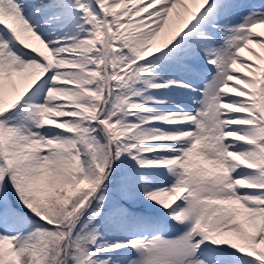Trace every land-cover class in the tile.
Instances as JSON below:
<instances>
[{
    "label": "snow or ice",
    "instance_id": "obj_1",
    "mask_svg": "<svg viewBox=\"0 0 264 264\" xmlns=\"http://www.w3.org/2000/svg\"><path fill=\"white\" fill-rule=\"evenodd\" d=\"M0 264H264V0H0Z\"/></svg>",
    "mask_w": 264,
    "mask_h": 264
}]
</instances>
